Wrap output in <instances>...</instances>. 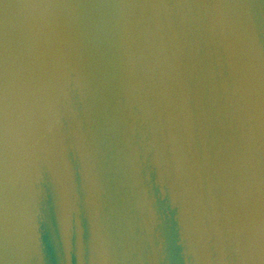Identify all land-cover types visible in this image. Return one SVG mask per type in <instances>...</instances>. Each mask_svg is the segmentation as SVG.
Returning <instances> with one entry per match:
<instances>
[{"label": "water", "instance_id": "95a60500", "mask_svg": "<svg viewBox=\"0 0 264 264\" xmlns=\"http://www.w3.org/2000/svg\"><path fill=\"white\" fill-rule=\"evenodd\" d=\"M0 264H264V0H0Z\"/></svg>", "mask_w": 264, "mask_h": 264}]
</instances>
